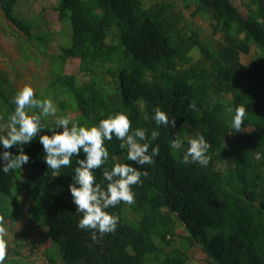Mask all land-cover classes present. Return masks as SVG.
<instances>
[{
  "label": "trees",
  "instance_id": "1",
  "mask_svg": "<svg viewBox=\"0 0 264 264\" xmlns=\"http://www.w3.org/2000/svg\"><path fill=\"white\" fill-rule=\"evenodd\" d=\"M20 1L0 0V18L36 41L45 54L50 34L34 35L33 23L14 17ZM51 1L59 21H70L72 38L60 49L55 61L59 68L50 84L36 92L37 98H50L60 117L74 113L72 122L81 126L125 113L133 129L160 132L151 144L160 152L154 164L145 166L149 175L143 185L133 188L136 203L107 210L120 222L115 234L103 239L94 241L91 231L78 227L82 216L76 214L69 191L76 158L72 168L53 177L38 137L23 146L30 157L27 165L7 174L0 171V215L14 223L23 216V207L28 208L23 236L30 240L31 231L45 229L39 238L45 264H54L53 246L60 252L57 264H190L188 253L195 246L208 264H264V0H240V6L233 0H178L183 10L192 9V16L206 20L212 38L220 37L206 45L190 24H181L185 19L174 2L146 8V0ZM253 49V60L243 64L241 55ZM196 50L202 58L193 62ZM67 61L87 80L65 75ZM0 78L6 79L0 80L6 88H0L2 131L19 90L8 85L6 76ZM240 105L248 111L247 131L236 133L230 127L234 112L227 109ZM157 107L176 120L175 129L156 125ZM54 123L47 119L49 127ZM177 133L183 146L174 150L170 144ZM200 135L212 145L209 165L184 164L188 140ZM119 144L115 137L106 142V167H140L127 160ZM10 151L19 155L17 146ZM96 177L106 186L102 170ZM179 229L187 235H179ZM177 240L181 249L174 247ZM24 260L9 247L6 264Z\"/></svg>",
  "mask_w": 264,
  "mask_h": 264
},
{
  "label": "clouds",
  "instance_id": "2",
  "mask_svg": "<svg viewBox=\"0 0 264 264\" xmlns=\"http://www.w3.org/2000/svg\"><path fill=\"white\" fill-rule=\"evenodd\" d=\"M12 103L15 109L3 124L4 132L0 134V145L4 149L0 153V171L7 174L27 165L30 157L25 154L23 146L37 137L45 153L44 162L53 177L61 176L62 168H72L75 157L77 166L74 168L69 191L76 206V214L82 216L78 227L91 231L94 241L103 239L108 234H115L120 217L107 210L121 203L129 206L136 203L133 188L143 185V178L149 175L145 166L154 164V158L159 155V146L153 148L151 144L159 138L160 132L152 130L149 135L146 128L133 129L132 120L122 112L101 119L98 125L91 127L73 123L70 115L58 117L54 126L49 127L47 118L56 117L57 106L50 98L38 99L36 90L28 85L17 91ZM189 107L195 111V101H191ZM227 111L234 112L230 125L234 132H246V107L240 105L234 110L229 107ZM153 119L157 126H170L172 129L176 127V120H169L167 113L159 107L155 108ZM45 130L51 132V135H41ZM113 137L120 141V149L126 150L127 160L140 167L129 163H116L111 169L106 167L110 155L106 142L112 141ZM188 145L182 162L207 167L211 161L209 151L212 145L203 135L189 139ZM13 146H17L19 155L10 151ZM182 146L183 141L177 133L170 147L176 150ZM81 153L84 155L83 159H79ZM99 170H102L106 186L103 182H97L96 173ZM7 223L5 217L0 215V264H6L9 259Z\"/></svg>",
  "mask_w": 264,
  "mask_h": 264
},
{
  "label": "rangeland",
  "instance_id": "3",
  "mask_svg": "<svg viewBox=\"0 0 264 264\" xmlns=\"http://www.w3.org/2000/svg\"><path fill=\"white\" fill-rule=\"evenodd\" d=\"M233 1L238 6L241 5L240 0ZM156 2H174V4L177 5L175 9L177 11L182 10V16L185 19L182 20L181 24L183 26L190 24L192 29L198 32L199 39L203 45H206L209 41L220 39L219 36L212 38L211 30L206 20L199 16H192V9L183 10L182 3H179L178 0H146V8H150ZM54 6V2L51 0H21L17 3L13 11L14 17L18 20L33 23L34 35L44 32L50 34L45 54L40 53L36 41L31 42L27 40L11 25L8 23L6 24V22L0 18V76H6L9 81L8 85L16 90H20L25 85H28L33 87L36 92H40V89L48 86L54 75V69L59 68V65H56L55 61H57V56L60 54V49L70 45L72 38L70 21L65 20L60 22L57 13L54 11ZM109 41L111 42V40ZM253 51L254 49L248 56L241 55L243 64L248 65L253 60ZM191 58L193 62L199 61L202 58L201 52L197 50L195 52L193 51ZM64 74L67 76H76L80 82L87 80V77H83L78 73L77 66L71 61H67L65 64ZM107 79L109 81L110 78L107 77ZM0 80L6 79L0 78ZM0 88L6 91V88L1 87V82ZM9 96L10 95H8V97ZM59 114L60 111L57 108L56 117H49L47 119L54 123L55 120L60 117ZM70 116L72 119L76 117L74 113L70 114ZM3 132L4 130H0V134ZM24 196L25 194L22 192L20 198L23 200ZM23 211V216L17 222L7 223L9 247L23 254L25 259L23 264H45L46 258L43 255L44 247L41 246L39 240L41 233H43L45 229L37 228L35 231H31L30 240H26L23 233L28 227V208L23 207ZM178 234L181 236L187 235L183 229H179ZM21 243H27L28 248L21 247ZM180 243L181 241L177 240L174 243V247L181 249ZM184 244H186V242H184ZM51 248L53 249L52 251H55V255L51 254L52 258L50 255L49 257L51 260H54V264H57L60 262V252L55 246ZM188 254L191 259L190 264H208L206 262L207 257L202 252L201 247H193ZM10 255L13 256L12 253H10Z\"/></svg>",
  "mask_w": 264,
  "mask_h": 264
},
{
  "label": "crops",
  "instance_id": "4",
  "mask_svg": "<svg viewBox=\"0 0 264 264\" xmlns=\"http://www.w3.org/2000/svg\"><path fill=\"white\" fill-rule=\"evenodd\" d=\"M207 261V260H206Z\"/></svg>",
  "mask_w": 264,
  "mask_h": 264
}]
</instances>
